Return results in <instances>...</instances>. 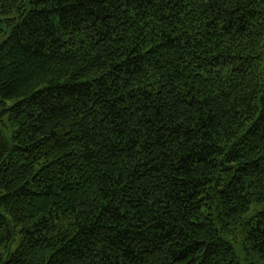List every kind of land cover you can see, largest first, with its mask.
<instances>
[{
	"label": "trees",
	"instance_id": "trees-1",
	"mask_svg": "<svg viewBox=\"0 0 264 264\" xmlns=\"http://www.w3.org/2000/svg\"><path fill=\"white\" fill-rule=\"evenodd\" d=\"M1 39L0 264H264V0H0Z\"/></svg>",
	"mask_w": 264,
	"mask_h": 264
},
{
	"label": "rangeland",
	"instance_id": "rangeland-1",
	"mask_svg": "<svg viewBox=\"0 0 264 264\" xmlns=\"http://www.w3.org/2000/svg\"><path fill=\"white\" fill-rule=\"evenodd\" d=\"M4 39H5V38H4ZM4 39H1V40H0V44L4 41Z\"/></svg>",
	"mask_w": 264,
	"mask_h": 264
}]
</instances>
